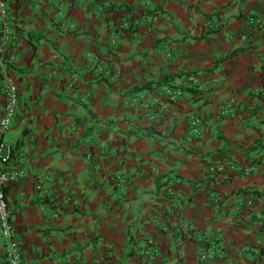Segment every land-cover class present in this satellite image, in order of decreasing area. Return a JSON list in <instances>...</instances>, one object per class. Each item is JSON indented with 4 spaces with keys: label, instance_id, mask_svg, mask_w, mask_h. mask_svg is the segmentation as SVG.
<instances>
[{
    "label": "crops",
    "instance_id": "obj_1",
    "mask_svg": "<svg viewBox=\"0 0 264 264\" xmlns=\"http://www.w3.org/2000/svg\"><path fill=\"white\" fill-rule=\"evenodd\" d=\"M9 12L19 110L0 167L24 173L7 189L23 264H264V28L248 20L264 0ZM165 76L174 88L134 91Z\"/></svg>",
    "mask_w": 264,
    "mask_h": 264
},
{
    "label": "built area",
    "instance_id": "obj_2",
    "mask_svg": "<svg viewBox=\"0 0 264 264\" xmlns=\"http://www.w3.org/2000/svg\"><path fill=\"white\" fill-rule=\"evenodd\" d=\"M11 20L9 0H0V65L3 72L5 91V105L0 117V152L4 147V136L13 127L19 110V88L10 68L15 61V54L11 49L13 44ZM248 20L249 23L258 28H264L263 19L251 16ZM128 28H131L130 25ZM214 28H216V24L211 26V29ZM173 94L178 97L183 95L181 91H176ZM191 130L198 139L203 140L205 138V131L200 121H194ZM23 174V171H19L12 166L0 167V231L2 237L8 242L7 259L9 264H23L21 249L13 239L14 221L7 200V189L15 184ZM151 244H153V241L149 242L148 247ZM215 250V247L206 250L204 246L202 259H209L212 253H216ZM142 254L149 258L150 261L155 260L154 250L148 249L147 251L146 248L142 251Z\"/></svg>",
    "mask_w": 264,
    "mask_h": 264
},
{
    "label": "trees",
    "instance_id": "obj_3",
    "mask_svg": "<svg viewBox=\"0 0 264 264\" xmlns=\"http://www.w3.org/2000/svg\"><path fill=\"white\" fill-rule=\"evenodd\" d=\"M237 53H235L233 56H235ZM263 71H264V68H263ZM175 79V77H171V76H165V77H162L158 82H149V83H146L142 86H138V87H135L134 88V91H141V90H155V89H159L161 87H165V86H171L173 87V80ZM263 84H264V74H263ZM174 88V87H173ZM176 88V87H175ZM184 88H182L183 90ZM185 90V89H184ZM186 90L188 91H191V89L187 88ZM193 91V90H192ZM191 91V92H192ZM262 141H260L258 144H257V147H261L262 146ZM246 193L248 194L249 192L246 191ZM192 235V234H190ZM193 236V235H192ZM192 238V237H191ZM208 246V249H210L212 246H214V244H211L210 242L206 245V247Z\"/></svg>",
    "mask_w": 264,
    "mask_h": 264
}]
</instances>
